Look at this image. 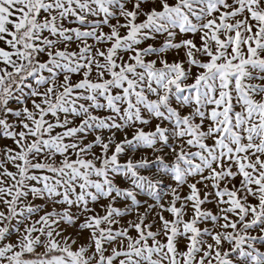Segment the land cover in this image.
<instances>
[{
	"label": "snow or ice",
	"instance_id": "6c2138e0",
	"mask_svg": "<svg viewBox=\"0 0 264 264\" xmlns=\"http://www.w3.org/2000/svg\"><path fill=\"white\" fill-rule=\"evenodd\" d=\"M0 264H264V0H0Z\"/></svg>",
	"mask_w": 264,
	"mask_h": 264
}]
</instances>
